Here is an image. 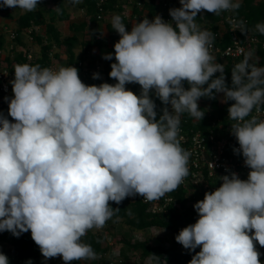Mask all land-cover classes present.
Segmentation results:
<instances>
[{
    "label": "clouds",
    "instance_id": "obj_1",
    "mask_svg": "<svg viewBox=\"0 0 264 264\" xmlns=\"http://www.w3.org/2000/svg\"><path fill=\"white\" fill-rule=\"evenodd\" d=\"M41 2L0 0V9L32 12ZM179 3L169 9L171 21L145 16L131 31L120 15L112 17L120 36L109 73L115 84L86 85L73 66H14L13 96L4 98L14 122L0 112V232L18 238L30 231L45 261L95 259L82 237L120 211L110 202L137 195L155 201L176 190L190 158L178 139L180 117L201 121L198 100L223 93V103L234 102L227 109L239 144L233 151L250 171L246 180L235 172L219 177L220 186L193 205L196 222L175 240L189 252L200 248L188 264H262L256 243L264 247V120L248 117L264 105V66L247 52L229 86L224 64L210 52L215 34L196 23L203 11L235 12L239 0ZM237 27L247 34L243 21ZM255 30L264 35V23ZM130 83L140 86L139 95L126 88ZM153 94L164 105L158 119ZM148 261L167 264L155 254ZM0 264H9L2 252Z\"/></svg>",
    "mask_w": 264,
    "mask_h": 264
},
{
    "label": "trees",
    "instance_id": "obj_2",
    "mask_svg": "<svg viewBox=\"0 0 264 264\" xmlns=\"http://www.w3.org/2000/svg\"><path fill=\"white\" fill-rule=\"evenodd\" d=\"M102 0H81L80 3L73 5L70 0H53L54 4V16L48 18L45 10H42L41 19H37L36 11L27 12L25 15L20 17L18 20L19 29L29 28L32 25H45L47 32L46 38H39V42L42 45V59L37 63L40 66L43 64H49V54L56 47L66 46V53L68 57V62L66 66H73L78 61L88 60V53H91L95 48H99L100 53L96 55L100 57L99 60L103 61L104 54L113 53L112 60H105L106 64V72L108 75V79H112L109 76L111 71V64L115 62L114 58V42L112 45H108L107 39L102 38L97 40L96 37L102 32L97 30L92 35L91 40H85L84 36L87 33V29L89 27V23L91 25L96 26L98 21L99 14V4ZM144 2L146 6H149L151 10V15L156 16L161 13L160 7L156 5V0H139ZM240 8L234 12L235 16L241 22L243 21L245 26L247 27V33L253 36H263L258 31L255 30V25L257 23H264V0H240ZM57 7L61 11H57ZM75 8L80 11L83 10L90 18V22L87 21L81 23H70L69 30L74 33L72 36L64 37L59 28V23L69 21L71 19V14L69 12V8ZM105 14L110 15H120L122 17V22L125 26H128V22L124 19L122 15L123 6L119 0H111V3L104 6ZM226 11L221 12L219 15L208 13L201 14L199 13L196 22L199 24L204 23L205 27L209 26L212 30H216L218 25L220 24L223 16ZM43 15V16H42ZM204 18V21L203 19ZM131 31V30H130ZM109 33L112 39L116 38L118 35V40L120 39L119 34L112 29V26H109ZM84 40H83V39ZM44 40L47 42L44 43ZM228 45L226 41L225 46ZM82 49L83 54L81 57L77 58L76 50ZM259 64L258 66H264V50L259 48ZM59 57V54H57ZM102 58V59H101ZM244 57L240 58L236 62H228L224 64L223 61H219L220 64H224L225 68V77L226 83L231 86V70L233 67L241 62ZM78 73L80 72L79 68ZM219 73H216L213 78L219 76ZM86 85H100L104 83L101 79H93L89 77L88 81H83ZM185 87L188 85L185 83ZM131 91L139 95L140 86L138 84L131 83ZM152 98L154 99L157 108L156 111L158 113L157 119L159 115L162 114L161 109L164 105L161 101L155 97L153 94ZM198 103H202L204 106L211 105L213 110L208 111L205 110V107H201L200 109L205 111V115L202 118V121L206 124L208 122L211 124L212 120L215 119L217 115L220 117L223 116V113H227V109L231 106L233 101H228L223 108L219 106V93H216L215 99H209L206 97H202L198 100ZM3 113L5 116L12 121V118L8 116V106L4 108ZM184 117L188 118L193 122V117H191L188 113L183 114ZM223 123H227V120H223ZM208 126V125H207ZM172 194L176 202L173 203L168 209V214L163 213L159 215H154L151 211L150 204L145 203L142 198L139 196L133 202L131 197L124 199L119 205L115 202H110V206L112 208H119L120 211L115 213V215L111 218L113 220H120L123 222L132 232H145L151 228H160L168 231L171 234L172 241L169 247L163 245H152L149 240L138 241L133 240L131 235L126 234L125 236L118 238L115 243L120 245L124 244V248L120 251L119 256L122 258V263L126 264V261L130 258L129 253L133 252L134 255H139V257L143 260L148 261V257L150 254H155L160 256L162 259H167V264H188L191 260L192 256L195 255V252H199L200 248L198 247L195 252H189L184 249L182 245L176 242L175 236L179 233L181 229L188 226L189 224H194L198 219V214L196 213L193 205L204 198V194H199L195 189L192 192L190 197L187 196L186 189L180 187L177 191H172ZM196 200V201H195ZM194 201V204H190ZM109 223V220L107 221ZM108 225V224H107ZM107 230L108 227L103 232H88L84 237H82V242L91 245L94 252L96 253V258L100 260V264H112L111 260L107 258V253L109 252V247L107 246ZM256 243V242H254ZM257 250L261 253L260 260L262 264H264V247L259 246L256 243ZM0 252L5 254L9 261L14 264H26L27 261L31 260L32 264H41V260H43V256L40 253L39 247L35 244V242L31 239V233L26 232L21 234L18 238L14 237L10 232L4 231L0 232ZM52 259V258H51ZM90 260H80L73 261L72 264H87ZM149 262V261H148Z\"/></svg>",
    "mask_w": 264,
    "mask_h": 264
},
{
    "label": "built area",
    "instance_id": "obj_3",
    "mask_svg": "<svg viewBox=\"0 0 264 264\" xmlns=\"http://www.w3.org/2000/svg\"><path fill=\"white\" fill-rule=\"evenodd\" d=\"M119 1L123 6V17L129 21H139L145 16L150 20L155 17H152L149 6H146L144 2L139 0ZM110 3L111 0H102L100 2V12L97 17L99 22L105 21L108 16L113 14L112 12L110 15L105 14L104 6ZM155 3L161 10V13L158 15L165 21H171L172 19L169 15V9L173 8V6L177 8L181 7L179 0H156ZM203 13L205 11L201 12V14ZM202 19L204 21V18ZM239 23L240 21L234 12L230 11H226L216 30L207 29L205 26L201 27L197 23L202 29L210 30L215 34L210 52L215 57L217 63L219 61H223L224 64L230 61L236 62L249 51H254L259 58V48L264 50V35L253 36L248 33L242 34L237 27ZM38 37L39 35L34 25L29 28L15 29L0 24V112L2 113L4 108L8 106V102L4 98H11L13 96L10 81L14 79V66L24 63L34 66L42 59L43 50L41 47L36 51L31 48L33 45H38ZM226 41L228 42L227 46H225ZM54 55V52H50L49 64L45 63L41 68L47 67L56 70L61 67V65L54 63L56 59ZM87 55L88 57L91 56L90 53ZM65 67L67 66L65 65ZM73 67L79 68L80 72L78 74L82 82L88 81L89 77H93V73H99L100 79L104 83H116L114 79H108L104 61L81 60L75 63ZM126 88L131 90V83L127 84ZM198 105L200 108L202 106L205 107V110L209 113L213 110L211 105L206 104L204 106L202 103H198ZM168 107L171 110V106L169 105ZM259 107L260 110L257 111L254 108L248 118L256 116L258 120H264V105H260ZM223 120H227V123H223ZM206 123L195 118L191 122L183 114L180 117L178 139L181 147L190 152L188 161L189 174L174 191L182 187L186 189L188 197L192 195L195 189L201 195L214 191L221 184L219 177L230 174V172H235L241 179L246 180L250 171L244 165L242 155H237L233 151L234 148H239V144L230 132L231 124L235 123V121L228 118V112L223 113L222 117L217 115L211 124L209 122L208 124ZM170 193L155 201H147L139 195L131 197V199L134 202L138 196L142 198L145 203L150 204L154 215L168 214V208L176 202L175 197ZM107 224L106 222L105 226L101 229L93 228L88 232H103L108 227ZM106 242L108 247L111 246L113 248L115 246V242H108V235ZM40 262L41 264H64L63 260L59 257L48 259L47 261L43 259Z\"/></svg>",
    "mask_w": 264,
    "mask_h": 264
},
{
    "label": "rangeland",
    "instance_id": "obj_4",
    "mask_svg": "<svg viewBox=\"0 0 264 264\" xmlns=\"http://www.w3.org/2000/svg\"><path fill=\"white\" fill-rule=\"evenodd\" d=\"M44 3L49 4L48 0H43ZM48 8V7H47ZM72 12V19L75 21H80L83 20L86 16L83 15L82 12L76 10L75 8H71L69 9ZM4 12H9V8H3ZM23 14V12L19 9H12L10 12V15L12 16L11 19L8 20H3L5 23H8L10 26H15L16 21L19 19V17ZM102 28L103 26H108L106 25L107 22L102 21ZM69 24H64V26L62 27H66ZM201 27H204L205 24H200ZM99 27V28H101ZM98 29V27H92L90 28L89 32L87 33V37L84 36L85 40H91L92 39V35L94 34V32ZM207 29H211L209 26H207ZM104 32V31H103ZM102 32V33H103ZM83 39V38H82ZM83 39V40H84ZM116 39H118V35L116 37ZM112 41L115 40L111 39ZM111 41V42H112ZM31 48L33 50H39L38 45H33L31 46ZM61 49V48H60ZM65 49V48H64ZM63 50V48L61 49ZM56 51L59 53L58 58L55 59L54 63L59 64L61 66L66 65V63L68 62V57H67V53L64 51ZM82 50V49H81ZM81 50H79L78 54L81 52ZM80 55H78L79 57ZM223 99V93H219V106L222 107L224 106L226 103L222 102ZM196 201V200H195ZM190 204H194V201H192ZM126 234L131 235L133 240H138V241H145V240H149L151 242L152 245L156 246V245H163L166 247H169L171 245V241H172V237L171 234L163 229L160 228H151L148 229L145 232H137V231H131L123 222H121L120 220H113L110 219L109 223H108V230H107V235H108V242H116V240H118V238H121L123 236H125ZM124 248V244H116L113 248L110 246L109 247V252L107 253V258H109L112 262V264H124L122 263V258L119 256L120 251ZM135 253L131 252L129 253L130 258L126 261V264H149L148 261L143 260L139 257V255H134ZM9 264H14L12 262L9 261ZM87 264H100V260L98 258L92 259L91 261L87 262Z\"/></svg>",
    "mask_w": 264,
    "mask_h": 264
},
{
    "label": "crops",
    "instance_id": "obj_5",
    "mask_svg": "<svg viewBox=\"0 0 264 264\" xmlns=\"http://www.w3.org/2000/svg\"><path fill=\"white\" fill-rule=\"evenodd\" d=\"M49 1V4H47V3H44L43 2V0H42V2L37 6V9L35 10L36 12V14H37V19L39 20V19H41V12H42V10H45V12H46V15H47V17L48 18H50V17H53L54 16V4H53V0H48ZM240 1V0H239ZM48 7V8H47ZM72 8V7H71ZM71 8H69V9H71ZM173 8H177V7H175V6H173ZM9 12L7 13V12H4L3 11V9H0V24H2V25H5V26H8V27H11V28H15V29H17V28H19V25H18V20L20 19V17H22L23 15H25L27 12H23V14L19 17V19L16 21V24H15V26H10L8 23H5L3 20H8V19H11L12 18V16L10 15V12H11V10H12V8H9ZM69 12H70V14H71V19L69 20V21H65V22H61V23H59V28H60V31L62 32V34H63V36L64 37H67V36H72V35H74V33L73 32H71L70 30H69V26H70V23H81V22H85V21H87L88 23L90 22V18H89V16L86 14V12L85 11H83V10H80V12H82L83 13V15H85L86 17L83 19V20H80V21H75V20H73L72 19V12L69 10ZM43 16V15H42ZM114 15H111V16H108L107 17V19H106V22H107V24L106 25H108V26H103V28L101 27L102 25V23L101 22H98L97 23V25L96 26H94V25H91V23H89V27H88V29H87V33L89 32V30H90V28H92V27H98V29H97V32L98 31H100V32H103L102 34H99V35H97V37H96V39L97 40H100V39H102V38H106L107 39V42H108V45H112L114 42H117L118 41V39H116L115 38V40H111L112 38L110 37V33H109V26H112L111 25V19H112V17H113ZM125 19V18H124ZM127 22H128V26H126V30H128V31H130L131 30V28H132V25L133 24H135V23H137L138 21H129V20H127V19H125ZM64 24H69L68 26H66V27H62V26H64ZM34 27L36 28V30H37V34L39 35V37L37 38V40H38V46H39V49H40V47H41V49H42V45H41V43L39 42V38H43V39H45L46 38V32H47V29H46V26L45 25H34ZM99 27H101V28H99ZM87 33L85 34V36L87 35ZM87 37V36H86ZM112 41V42H111ZM45 42H47L46 40H44V43ZM46 44V43H45ZM63 48V50H61V49ZM65 48V49H64ZM56 49H57V51H64V52H66V49H67V47L66 46H61V47H56L55 49H53L51 52H54L55 53V57L56 58H58L57 57V54H59L57 51H56ZM79 50H81V49H79ZM79 50H76V54H77V58H79V57H81V55L83 54V51L81 50V52L78 54V52H79ZM100 53V50H99V48L97 47V48H95L94 50H92L91 51V56L90 57H88V60H92V61H97V60H99V58L100 57H97L96 55H98ZM78 55H80L79 57H78ZM60 57V56H59ZM102 59V58H101ZM104 62H105V60H103Z\"/></svg>",
    "mask_w": 264,
    "mask_h": 264
}]
</instances>
